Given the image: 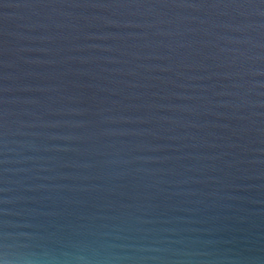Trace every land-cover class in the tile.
I'll return each instance as SVG.
<instances>
[{
  "label": "water",
  "instance_id": "95a60500",
  "mask_svg": "<svg viewBox=\"0 0 264 264\" xmlns=\"http://www.w3.org/2000/svg\"><path fill=\"white\" fill-rule=\"evenodd\" d=\"M0 264H264V0H0Z\"/></svg>",
  "mask_w": 264,
  "mask_h": 264
}]
</instances>
